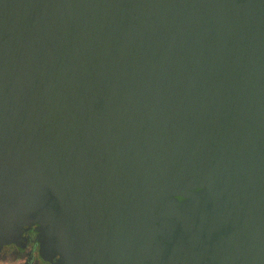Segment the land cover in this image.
I'll use <instances>...</instances> for the list:
<instances>
[{"label":"water","instance_id":"1","mask_svg":"<svg viewBox=\"0 0 264 264\" xmlns=\"http://www.w3.org/2000/svg\"><path fill=\"white\" fill-rule=\"evenodd\" d=\"M43 264H264V0H0V248Z\"/></svg>","mask_w":264,"mask_h":264},{"label":"flooded vegetation","instance_id":"2","mask_svg":"<svg viewBox=\"0 0 264 264\" xmlns=\"http://www.w3.org/2000/svg\"><path fill=\"white\" fill-rule=\"evenodd\" d=\"M38 257L31 256L26 242L20 248L3 245L0 248V264H43Z\"/></svg>","mask_w":264,"mask_h":264}]
</instances>
